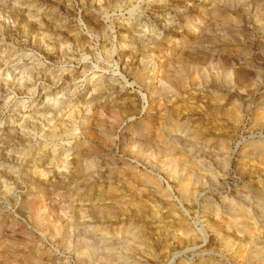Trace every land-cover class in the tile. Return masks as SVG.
Returning <instances> with one entry per match:
<instances>
[{
    "label": "rangeland",
    "instance_id": "374dc122",
    "mask_svg": "<svg viewBox=\"0 0 264 264\" xmlns=\"http://www.w3.org/2000/svg\"><path fill=\"white\" fill-rule=\"evenodd\" d=\"M0 264H264V0H0Z\"/></svg>",
    "mask_w": 264,
    "mask_h": 264
}]
</instances>
